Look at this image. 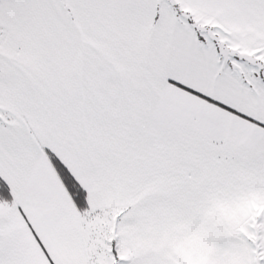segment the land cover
<instances>
[{"label":"snow or ice","instance_id":"snow-or-ice-1","mask_svg":"<svg viewBox=\"0 0 264 264\" xmlns=\"http://www.w3.org/2000/svg\"><path fill=\"white\" fill-rule=\"evenodd\" d=\"M0 264H264V0H0Z\"/></svg>","mask_w":264,"mask_h":264}]
</instances>
